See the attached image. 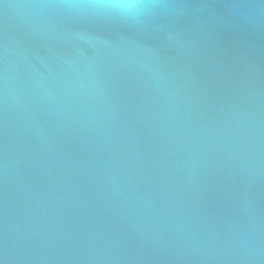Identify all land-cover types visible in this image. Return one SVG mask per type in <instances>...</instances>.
<instances>
[{
	"label": "water",
	"instance_id": "obj_1",
	"mask_svg": "<svg viewBox=\"0 0 264 264\" xmlns=\"http://www.w3.org/2000/svg\"><path fill=\"white\" fill-rule=\"evenodd\" d=\"M0 0L3 264H264L259 0Z\"/></svg>",
	"mask_w": 264,
	"mask_h": 264
},
{
	"label": "clouds",
	"instance_id": "obj_2",
	"mask_svg": "<svg viewBox=\"0 0 264 264\" xmlns=\"http://www.w3.org/2000/svg\"><path fill=\"white\" fill-rule=\"evenodd\" d=\"M99 6L111 8L122 13H129L143 5L141 0H107L106 3H102Z\"/></svg>",
	"mask_w": 264,
	"mask_h": 264
},
{
	"label": "snow or ice",
	"instance_id": "obj_3",
	"mask_svg": "<svg viewBox=\"0 0 264 264\" xmlns=\"http://www.w3.org/2000/svg\"><path fill=\"white\" fill-rule=\"evenodd\" d=\"M259 3H260L261 5H264V0H259ZM0 264H3V262L0 261Z\"/></svg>",
	"mask_w": 264,
	"mask_h": 264
}]
</instances>
